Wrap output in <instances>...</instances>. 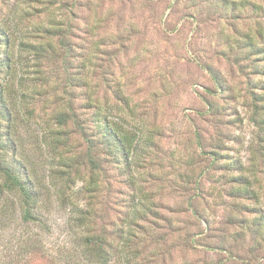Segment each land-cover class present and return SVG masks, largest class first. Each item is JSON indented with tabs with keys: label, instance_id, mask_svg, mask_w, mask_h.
Masks as SVG:
<instances>
[{
	"label": "rangeland",
	"instance_id": "rangeland-1",
	"mask_svg": "<svg viewBox=\"0 0 264 264\" xmlns=\"http://www.w3.org/2000/svg\"><path fill=\"white\" fill-rule=\"evenodd\" d=\"M246 1L0 0L13 63L0 85L18 93L4 95L6 160L41 189L40 222L8 196L2 254L23 241L28 264H98L84 253L94 233L105 264H264V0ZM107 124L128 162L88 147Z\"/></svg>",
	"mask_w": 264,
	"mask_h": 264
},
{
	"label": "trees",
	"instance_id": "trees-1",
	"mask_svg": "<svg viewBox=\"0 0 264 264\" xmlns=\"http://www.w3.org/2000/svg\"><path fill=\"white\" fill-rule=\"evenodd\" d=\"M228 0H223L227 2ZM248 3V1L245 0ZM245 2L243 5H245ZM226 4V3H225ZM234 4V2H233ZM58 31L62 29H57ZM8 36L3 32H0V44L2 46L0 53V76L3 78L10 77L13 72V63L11 62L10 56L8 54ZM249 43V41H247ZM246 43V45H247ZM8 44V45H7ZM216 76H214L215 78ZM76 79V78H75ZM72 84H75L72 82ZM3 85H0V119H2V129L0 130V135L3 136L5 142L0 145V154L4 159L0 158V230L3 226L7 224L4 223V218L9 217L10 211H14L13 204L8 203V196L13 195L18 199L19 203V212L21 219L26 223H35L40 222L39 213L37 211L41 189L38 181L36 182L32 177V173H30L26 167V165L22 162H17L12 164L7 159V153L13 150L12 140V112H13V104L17 99L18 93L13 90H3ZM9 92H11V98H15L13 104H9L6 101L4 95L9 96ZM9 98V97H8ZM15 105V104H14ZM71 111V106L69 108ZM75 117L74 113L61 112L56 116V120L59 124L66 123L69 119ZM84 126L81 125V130L84 134ZM87 144L88 147L96 146L98 142L103 141L105 144L103 146L106 149H111L113 146H118L120 154L119 156H114L117 162L121 157V153H125L123 160L128 162L131 151L126 145L127 138L125 133L121 130L116 129L114 125H106V131L104 133H100L98 136L95 135L91 130L89 133H86ZM103 139H100V137ZM97 138V139H96ZM98 139L100 141H98ZM262 140V138H260ZM101 143V142H100ZM88 162L92 165V167L96 166L95 159L92 155H89ZM65 173V172H64ZM71 179V176L68 177ZM136 202H132L128 205V216L130 219L127 221L129 224L137 225L135 219L141 218L139 217L140 206H138ZM138 212V213H137ZM137 214V215H136ZM258 224H262V220L258 219ZM259 226V225H257ZM124 231L120 230L117 234L120 237H124ZM103 236V235H102ZM100 234L89 233L85 236V249L84 253L90 259L92 263L105 264L109 261L112 256V251L109 248V244L104 241V238ZM13 238V237H12ZM2 240V239H1ZM8 240H11L10 238ZM17 244V251H14L12 254H2L1 251V243H0V264H28L26 261L21 260L20 253L26 251L31 253L33 248L31 245H23V241L15 242ZM4 248V247H3ZM32 254V253H31ZM23 259V258H22ZM32 264H50L46 262L32 263Z\"/></svg>",
	"mask_w": 264,
	"mask_h": 264
}]
</instances>
